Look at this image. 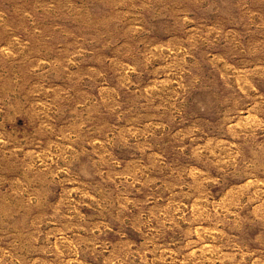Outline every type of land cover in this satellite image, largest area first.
<instances>
[{
  "label": "rangeland",
  "instance_id": "obj_1",
  "mask_svg": "<svg viewBox=\"0 0 264 264\" xmlns=\"http://www.w3.org/2000/svg\"><path fill=\"white\" fill-rule=\"evenodd\" d=\"M0 264H264V0H0Z\"/></svg>",
  "mask_w": 264,
  "mask_h": 264
}]
</instances>
